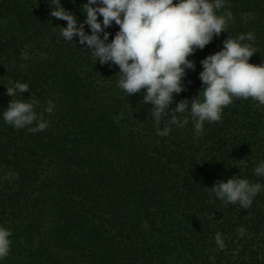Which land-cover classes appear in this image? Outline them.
I'll return each mask as SVG.
<instances>
[{
    "label": "trees",
    "instance_id": "trees-1",
    "mask_svg": "<svg viewBox=\"0 0 264 264\" xmlns=\"http://www.w3.org/2000/svg\"><path fill=\"white\" fill-rule=\"evenodd\" d=\"M84 2L60 0L78 22ZM49 5L0 0V226L12 233L0 264H264V189L247 209L211 191L234 175L264 185L253 171L264 160V105L233 98L199 137L190 117L159 136L143 89L128 95L118 87V66L95 62L75 36L65 41L66 21L52 17ZM225 10L228 32L187 57L195 70H185L170 108L197 96L200 60L228 36L253 33L248 62L264 63V0H226ZM105 31L110 41L118 25ZM9 80L28 84L12 99L39 101L43 131L5 123Z\"/></svg>",
    "mask_w": 264,
    "mask_h": 264
},
{
    "label": "clouds",
    "instance_id": "clouds-1",
    "mask_svg": "<svg viewBox=\"0 0 264 264\" xmlns=\"http://www.w3.org/2000/svg\"><path fill=\"white\" fill-rule=\"evenodd\" d=\"M74 3L75 0H70ZM226 0H86L81 6L84 20L63 8L60 0H51L50 15L66 21L60 27L65 41L73 42L75 36L84 49L90 51L100 64H114L119 68L118 87L128 95L143 89L144 103L150 102L156 134L166 136L171 126L184 127L193 121L196 137L203 131V124L218 122L223 108L233 98H252L264 105V63L254 65L249 58L256 53L255 36L249 32L222 41V48L200 60L202 70L198 73L201 89L191 102L181 99L173 104V94L184 88L182 78L185 70H195L194 61L187 59L196 49H203L214 36L228 32L232 13L220 10ZM102 17L98 21L97 17ZM118 25L109 41L105 29ZM88 26L90 34L85 32ZM102 34V35H101ZM6 95L11 97L2 112L5 123L16 129L29 127L32 132L43 131L48 121L34 110L38 100L12 99L18 93L28 91L27 83L9 80ZM202 97V98H201ZM55 104L47 101L44 112L52 113ZM188 116L179 119L178 114ZM168 115L163 130L159 125ZM34 125V126H33ZM254 174L264 177V160L257 163ZM264 189L259 182L251 183L236 175L226 181L217 180L211 187L215 197L225 204L238 203L241 209L252 205L253 198ZM239 236L246 229L240 227ZM11 231L0 226V260L10 252ZM216 245L224 248L221 233L214 236Z\"/></svg>",
    "mask_w": 264,
    "mask_h": 264
}]
</instances>
